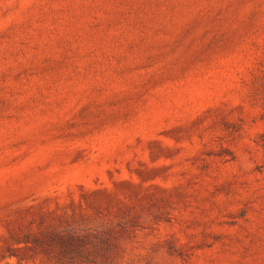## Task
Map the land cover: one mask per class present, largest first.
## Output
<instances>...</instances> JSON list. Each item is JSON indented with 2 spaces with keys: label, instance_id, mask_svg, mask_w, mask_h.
Instances as JSON below:
<instances>
[{
  "label": "rangeland",
  "instance_id": "374dc122",
  "mask_svg": "<svg viewBox=\"0 0 264 264\" xmlns=\"http://www.w3.org/2000/svg\"><path fill=\"white\" fill-rule=\"evenodd\" d=\"M105 225L107 264H264V0H0V264Z\"/></svg>",
  "mask_w": 264,
  "mask_h": 264
},
{
  "label": "trees",
  "instance_id": "16d2710c",
  "mask_svg": "<svg viewBox=\"0 0 264 264\" xmlns=\"http://www.w3.org/2000/svg\"><path fill=\"white\" fill-rule=\"evenodd\" d=\"M125 227L119 231L110 225L101 228H62L42 232L44 239L24 240L35 248L41 247L55 253L62 262H78L82 264H107L110 256L118 249V233L124 232Z\"/></svg>",
  "mask_w": 264,
  "mask_h": 264
}]
</instances>
